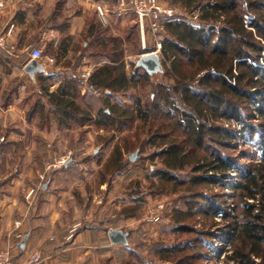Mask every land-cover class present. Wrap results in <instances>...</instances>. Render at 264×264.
Returning a JSON list of instances; mask_svg holds the SVG:
<instances>
[{
  "label": "rangeland",
  "instance_id": "374dc122",
  "mask_svg": "<svg viewBox=\"0 0 264 264\" xmlns=\"http://www.w3.org/2000/svg\"><path fill=\"white\" fill-rule=\"evenodd\" d=\"M162 2L175 10L179 21L184 19L194 26L201 25L199 21L201 10L199 8L191 12V9L182 0H162ZM110 9L108 18L109 24L112 26L110 33L124 39L122 42L125 47L124 58L129 71L131 72L137 67V64L141 63L142 55L155 54L158 58L155 69L148 72L150 74L148 84H140L136 89L125 95H114L112 103L119 107L133 108L139 100H142V104L146 109L147 106L152 107V103L159 99L161 104L155 105L156 111L166 113L169 110L171 114L167 116L155 114L153 120L148 124H144L137 119L133 123L127 124L126 127L120 128L123 129V132L117 130L119 129L118 126H115L111 132L98 128L96 125L79 127L73 124L70 128H67V126L66 128L61 127L56 121L52 107L47 106L45 110L49 115V120L42 118L44 115L40 109V105L44 101L43 98H45L43 97V89L49 87L51 91L53 83L59 85L61 80L57 79L55 74L51 79L44 81L38 79V92L36 91V84L32 85L30 82L24 90L22 100L10 101L22 109L25 126L19 137L22 139V146L12 148L9 145L3 149V155L0 153V174L9 178L10 173H14L15 169H19L23 164L26 166L32 164L34 168L40 171L38 182L35 184L36 187L32 188L34 189V195L37 193L36 196H39L43 188L45 190L50 188L56 191V197L58 195L62 197L63 190H69L70 202L72 207L76 205V212L74 210V212L71 213L70 211L68 214L70 220L68 240H73L78 236L80 229H83L85 225L84 221L88 223L99 222L96 219L103 212V217L105 215V218L112 224L113 231L118 232V240L115 241L117 243L114 244V248L108 249L109 252L106 250L108 252L107 256L103 258L95 256L94 259L91 257L85 261V264H230L227 257L231 252L233 253L234 246L225 242L228 241L229 236L224 231L229 230V228L226 227L227 222L222 219V216L218 213L215 215L202 213L203 206L201 204L197 206L199 210L197 208L190 210L191 206L187 205L190 190H186L185 186L168 182L162 186L157 177H154L158 169H165L166 167L163 158L158 156L165 146L157 147L153 144V135L156 132L162 133L161 135L174 134L170 135L171 138L156 141L158 143L164 141L169 143L173 138L180 135V125L182 124L181 121L176 122L179 113L173 109L177 105L169 106L165 104V99L160 98L156 88L160 84L174 85L181 80L188 81L192 78L195 68L184 61L180 73H174L169 69L170 72L166 74L169 63L167 66L162 63L164 60L162 42L165 38V28L157 35L146 33L143 41L136 17L132 12H125L115 4ZM247 15L244 16V19L246 18L245 23L249 24L253 16ZM3 24H6L4 20ZM217 27L221 26L218 25ZM128 34H131L130 40L126 38ZM83 39L84 33L78 40L79 44L83 42ZM159 44L161 45L160 49H158ZM33 47L42 49L45 63H50L51 56L55 58V63L60 64L61 61L56 57V53L49 49L47 40L39 42L33 41L29 37L17 42L13 41L12 53L0 48V61L12 62L14 65L19 64L29 59V53ZM262 54L261 61L264 65V52ZM58 60L59 62H57ZM62 61L64 64L68 62L71 65L66 67L64 73L60 75L61 77L65 75L71 77L76 74L80 80L86 81L87 75L86 72H83V66L100 64L107 60L97 57H82L77 50V52L71 53ZM50 67V71H61L55 64ZM9 70V67L8 69H0L2 75L9 73ZM37 74L39 73L37 72ZM42 74V76L48 75L45 72ZM27 75L29 74L27 73ZM202 75L203 73L197 79ZM13 81L17 80L14 79ZM82 85L78 86L80 91L81 89L84 91ZM105 98L106 91L103 89L99 93L86 92L85 96L80 93L78 101L83 106H87L95 115L101 107L105 106L103 105V99ZM8 102L6 101V104ZM37 102H39V107L35 109L34 113H31ZM28 114H31L29 119ZM174 114H178V116L173 117ZM251 117L255 119L249 120L248 123L259 124L262 121L254 107L243 113L241 122L239 120L229 121L220 117L218 120L211 121L223 126L225 129L231 128L236 131L234 141H230L229 144H222L226 145L225 147L215 145L217 151L224 156L237 159L241 165L247 164L246 166L255 164L262 158V153L259 152L255 142L253 144L250 141L247 142L241 136L246 128L244 126L246 119ZM13 123L19 126V119ZM27 126H30V128H27ZM33 126H37L39 130L44 131L55 129L51 143L45 142L44 136L41 134L33 132L31 128ZM10 144H13V142ZM126 145L131 147L126 148ZM117 146L123 148L125 166L121 172H112L114 167L109 164V161L111 158L114 159L113 151ZM136 151H138L137 156L134 161H131L130 157ZM249 153L250 156L247 157ZM61 161H64L63 165H60ZM190 169L191 167H187L174 173L183 176L187 175ZM60 172L65 173L66 176H59ZM55 176L58 177V180H56L54 186H51L52 178ZM151 181L155 182L156 186H152ZM232 181L238 182L240 177L233 174ZM197 188L204 189V186ZM207 193L216 194L217 196V194H220L219 185L208 187ZM233 195V192L226 190L225 198L220 200L221 202L226 201L224 205L229 213L236 215L239 211V205L237 197ZM133 207L136 208L134 216L128 217L127 214L129 213L123 211L125 208ZM129 211L132 212L131 209ZM179 211H183L182 213L189 211L191 214L197 212V214H195V217L183 216L181 222L178 223L175 219L179 217ZM120 220L124 222L122 223ZM183 225L190 229L181 230L180 227ZM20 227L21 225H19ZM72 229L76 230L71 236ZM18 236L20 239L21 236ZM196 241H200V243L198 244ZM196 243L197 246L194 250H188L189 248H187L186 251H180V246L188 245L191 248V244ZM159 249L167 251L159 254L157 251ZM7 251L12 254L16 264H26L36 253L42 256L43 264H45L46 257L42 247H33L28 256L22 261L15 258L13 247L0 248V252Z\"/></svg>",
  "mask_w": 264,
  "mask_h": 264
},
{
  "label": "trees",
  "instance_id": "16d2710c",
  "mask_svg": "<svg viewBox=\"0 0 264 264\" xmlns=\"http://www.w3.org/2000/svg\"><path fill=\"white\" fill-rule=\"evenodd\" d=\"M182 1L191 12L198 8L201 10L199 16L201 25L194 26L184 19L179 21L178 17L166 23L165 38L162 42L164 57L162 63L166 66L169 63L166 74L170 72L169 69L174 73H180L184 61L192 65L195 72L188 81L181 80L174 85L160 84L156 88L160 98L165 99V104L177 105L173 109L179 113L176 122L181 121L182 124L180 135L169 143L156 141L171 138L170 135L174 134L161 135L162 133L156 132L153 135V144L157 147L165 146L158 156L163 158L166 167L158 169L154 177H157L162 186L168 182L185 186L186 190H190L187 203L191 206L190 210L201 204L202 213L213 215L218 213L222 216L227 222L226 227L229 228L224 231L229 236L225 242L234 246L233 253L227 257L230 264H264V65L261 61L264 52V0ZM247 14L253 16L248 26L245 23L246 18L244 19ZM68 24L67 20H64L57 26L64 30ZM218 25L221 27H217ZM130 37L131 34H128L127 40H130ZM73 40L74 38L69 36L63 39L55 51L52 49L51 51H54L56 57L62 61L69 54L72 45V53L78 50L82 57H103L107 60L95 66L87 79V83L95 92L99 93L103 89L107 92L106 98L103 99L105 106L95 115L92 114L87 106L78 101L81 93L78 86L84 81L76 74L71 77L65 75L55 91L51 92L49 87L43 89V97L46 99L43 98L44 101L40 105L41 113L44 115L42 118L49 120V115L45 111L48 106L53 108L52 112L61 127L70 128L73 124L79 127L96 125L111 132L118 126L117 130L123 132L120 128L137 119L148 124L155 114L161 116L171 114L169 110L166 113L156 111L155 105L161 104L159 99L152 103V107L147 106L146 109L142 100L133 108L119 107L112 103L114 95H125L140 84H148L150 74L138 65L129 71L124 58L125 47L122 44L124 39L112 35L110 27L91 22L84 33L83 40L88 41L86 47H82L76 41L73 45ZM48 46L50 49V45ZM28 61L30 57L22 63ZM65 64V67L71 65L68 62ZM202 73L203 75L197 79ZM53 77L54 74L41 75L39 79L44 81ZM39 102L31 113L39 107ZM252 107L257 110L262 121L253 124L248 121L255 118H247L246 125L244 124L246 128L241 136L247 142L250 141L252 144L255 142L262 153V158L257 163L246 166L247 164L241 165L237 159L224 156L217 151L215 145L234 141L236 131L231 128L225 129L211 121L220 117L241 122L243 113ZM30 115L28 114V119ZM158 130L161 131L160 128ZM130 147L126 145V148ZM249 156L250 153L247 157ZM113 157L114 159L111 158L109 161L114 167L112 172H121L125 166L123 148L115 147ZM187 167H191L187 175L179 176L174 173ZM233 174L238 175L240 181H232ZM151 185L156 186V183L151 181ZM216 185H219L220 194L216 196L207 193L208 187ZM203 186L204 189L197 188ZM226 190L233 192V196L237 197L239 211L236 215L229 213L224 205L226 201L220 200L225 198ZM135 210V207L125 208L123 212L129 213L128 217H133ZM182 212L179 211V217L175 219L178 223L183 216L195 217L197 214ZM180 228L190 229L185 225ZM197 243L191 244V248L188 245L180 246V251H186L187 248L194 250ZM157 251L161 254L167 250Z\"/></svg>",
  "mask_w": 264,
  "mask_h": 264
},
{
  "label": "crops",
  "instance_id": "0c3cea01",
  "mask_svg": "<svg viewBox=\"0 0 264 264\" xmlns=\"http://www.w3.org/2000/svg\"><path fill=\"white\" fill-rule=\"evenodd\" d=\"M113 3L116 6L115 0H16L14 3L7 4L2 19L6 24L15 25L14 42L26 37L39 42L47 40V45L55 51L63 39L69 36L74 38L73 45L74 41L79 43L78 40L88 30L91 22L110 27L111 31L112 26L108 18ZM97 5H102L108 11L106 23L100 19L96 10ZM64 20H67L69 24L63 30L57 25ZM87 42L83 40L81 46L86 47ZM71 49L72 45H70L67 57L71 55ZM97 58L103 59V57ZM50 59L52 63L45 65V74H55L57 79L62 80L63 76L60 75L67 68L63 61L59 64L55 63L54 57L50 56ZM28 63L29 61L14 65L12 62L0 61V69H8V67L10 69L6 75H2L0 71V153L2 155L3 149L9 145L12 148L22 146V139L19 137L25 126L22 109L10 101L22 100L24 90L30 82L32 85L36 84V91H39L38 79L39 75L43 74L31 76L28 73L27 75L25 67ZM53 64L61 71L57 72L56 69V71H50V66ZM97 65L99 64L85 65L83 72L89 71L91 74ZM126 67L128 68L127 62ZM14 79L17 81H13ZM57 87L58 84L54 82L51 92ZM82 87H84V91L81 89L82 94L95 92L87 80L84 81ZM6 101L9 102L6 104ZM17 119H19V126L13 123ZM31 128L36 134L44 136L45 142L51 143L55 129L44 131L39 130L37 126ZM12 142L13 144H10ZM39 173V169L34 168L32 164L30 166L23 164L19 169H15L14 173H10L9 178L0 174V248L13 247L15 258L22 261L33 247H42L46 257L45 264H85V261L91 257L107 256L108 249L114 248L117 242L110 238V232L114 228L105 215L103 217V212L99 218L96 217L99 222L84 221L85 225L83 229H80L78 236L73 240H68V227L70 226L68 214L70 211L71 213L74 210L76 212V205L72 207L70 202V191L65 189L62 197L59 195L56 197L57 193L54 189L45 190L43 188L39 196L35 193L34 196L29 197L28 193L38 182ZM59 174V176H66L65 173L60 172ZM57 176L52 178L51 186L55 185L58 180ZM17 221L21 222V227L18 229L15 227ZM18 235L21 236L20 239Z\"/></svg>",
  "mask_w": 264,
  "mask_h": 264
},
{
  "label": "built area",
  "instance_id": "2783aa9c",
  "mask_svg": "<svg viewBox=\"0 0 264 264\" xmlns=\"http://www.w3.org/2000/svg\"><path fill=\"white\" fill-rule=\"evenodd\" d=\"M16 0H0V48L12 53L13 51V36L15 31V25L3 24L2 15L7 7V4L14 3ZM116 5L122 10L130 11L134 13L136 17L137 24L140 28L143 41L145 40L146 33L159 34L161 33L166 23L176 20L177 13L175 10L165 5L162 0H115ZM96 10L102 21L107 22V13L108 11L102 5H97ZM248 25V24H247ZM161 45L159 44V48ZM30 60H36L39 63H43L45 66L44 53L41 48L33 47L29 53ZM44 61V62H43ZM51 61V59H50ZM52 63V61L50 62ZM89 76V71L85 73ZM64 161H61L60 165H63ZM34 194V189L28 193V196L31 197ZM155 216V213H154ZM21 225L20 221L15 223L16 229ZM76 229L71 230L72 233ZM0 264H16L13 260L12 254L7 252H0ZM26 264H43L42 256L39 254H34Z\"/></svg>",
  "mask_w": 264,
  "mask_h": 264
},
{
  "label": "water",
  "instance_id": "95a60500",
  "mask_svg": "<svg viewBox=\"0 0 264 264\" xmlns=\"http://www.w3.org/2000/svg\"><path fill=\"white\" fill-rule=\"evenodd\" d=\"M157 60H158V58H157V55H155V54L142 55L141 63H139L137 65L142 66L143 68L148 70V72H150V70L152 71L155 69L156 64H157ZM25 71L27 73H29L31 76H34L37 72L38 73H44L45 72V66L36 60H30L29 63L25 67ZM137 152L138 151H136L130 157L131 161L135 160V158L137 156ZM110 237L114 241H117L118 240V232L117 231L110 232Z\"/></svg>",
  "mask_w": 264,
  "mask_h": 264
}]
</instances>
